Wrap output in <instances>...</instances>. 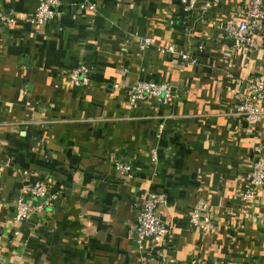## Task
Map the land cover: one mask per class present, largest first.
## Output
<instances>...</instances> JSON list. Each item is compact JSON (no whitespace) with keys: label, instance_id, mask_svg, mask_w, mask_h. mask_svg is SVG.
<instances>
[{"label":"crops","instance_id":"1","mask_svg":"<svg viewBox=\"0 0 264 264\" xmlns=\"http://www.w3.org/2000/svg\"><path fill=\"white\" fill-rule=\"evenodd\" d=\"M60 1L61 15L35 26L38 0H0L13 19L0 22V264H264V185L239 198L264 154V114L249 125L239 111L264 82V37L262 51L227 35L248 0ZM81 65L87 82L71 77ZM136 80L166 82L170 96L131 102ZM46 175L56 198L15 219ZM149 193L169 231L140 245ZM200 197L210 232L187 220Z\"/></svg>","mask_w":264,"mask_h":264},{"label":"built area","instance_id":"2","mask_svg":"<svg viewBox=\"0 0 264 264\" xmlns=\"http://www.w3.org/2000/svg\"><path fill=\"white\" fill-rule=\"evenodd\" d=\"M224 0H205L204 6L215 7ZM60 0H38L35 10L28 16L27 21L35 26L43 25L49 21L55 20L61 15ZM12 17L8 15H0V22L12 21ZM227 35L231 39L234 48L240 47H256L258 46V36L264 37V3L263 0H248V7L237 24H229L227 26ZM143 45H148L150 39L143 38ZM262 51L263 48L258 46ZM167 50L172 51L173 46L168 45ZM160 52L164 49L158 48ZM83 74L82 80L88 81V68L81 65L72 74V79L76 80L77 72ZM252 93L249 98H245L239 107V111L245 116L249 125H254L264 114V109L256 103L260 100L264 101V82H252ZM171 87L168 83H156L149 80H136L130 88V101L137 99L152 97L159 102H166L170 96ZM116 168L123 174H128L130 164L116 163ZM247 187L239 193V198L243 202H251L255 199L257 190L264 185V154L252 163V167L247 174ZM51 175H46L30 185L27 188L29 196L34 200L28 203L23 198H18L15 203L16 212L14 218L17 220H25L31 213L43 212L46 206L51 205L56 195H50L48 186L52 182ZM161 198L154 193L147 194L143 204L137 212L136 222L134 225L135 240L141 245L142 241L149 239L153 243H159L164 240L168 234V227L161 219L157 212V202ZM188 222L191 226L198 227L203 231H212L214 223L212 217L208 214V204L200 197L188 212ZM189 264H210L203 260H192ZM222 264H232L231 261H224Z\"/></svg>","mask_w":264,"mask_h":264}]
</instances>
